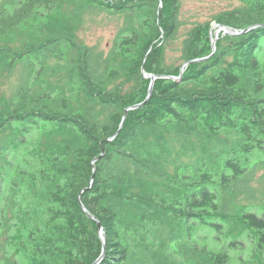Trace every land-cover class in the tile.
I'll list each match as a JSON object with an SVG mask.
<instances>
[{
    "label": "trees",
    "instance_id": "trees-1",
    "mask_svg": "<svg viewBox=\"0 0 264 264\" xmlns=\"http://www.w3.org/2000/svg\"><path fill=\"white\" fill-rule=\"evenodd\" d=\"M183 1L0 0V79L17 76L0 95V264H18L10 245L21 264H93L88 215L98 264H233L242 237L235 262L264 264V208L235 205L264 203V0L182 31ZM95 11L123 20L105 52L76 38ZM212 23L253 28L212 53ZM186 63L126 112L143 73Z\"/></svg>",
    "mask_w": 264,
    "mask_h": 264
},
{
    "label": "rangeland",
    "instance_id": "rangeland-1",
    "mask_svg": "<svg viewBox=\"0 0 264 264\" xmlns=\"http://www.w3.org/2000/svg\"><path fill=\"white\" fill-rule=\"evenodd\" d=\"M237 4L234 1L230 0H184L182 2L180 21L182 22L183 27L193 23L194 21H203L205 19H210L214 15L229 10L230 8L236 6ZM123 27V20L116 16H110L106 13L95 11L90 15H87L84 18L83 23L77 28L76 38L82 44L96 47L98 50L106 51L108 47L111 45L115 36L119 32V30ZM213 27V29H212ZM211 29L213 30L214 36L217 28L215 24L212 23ZM183 31V29H182ZM223 35V34H222ZM181 39V37L179 38ZM179 45L178 41L173 44L171 43L168 48H166L167 52V62L168 64L175 63L176 58H178V53L173 50H178ZM8 76V74H7ZM16 75L8 78L3 75L0 79V95L2 93H8L10 90V86L16 83ZM260 175V173L258 174ZM258 188H264V181L257 184ZM263 200L256 202H237L235 205H243L245 208L254 211H260L264 208ZM196 238L209 247L221 248L224 247L227 243L226 240L215 241V233L212 229L206 226H196ZM244 241L245 249L241 251L237 250H229V254L232 259H234L233 264L236 263V259L240 255H246L248 253V243L245 237H242ZM7 254L10 258L14 259L18 264L22 263V258L19 255L15 254V248L13 245L8 246Z\"/></svg>",
    "mask_w": 264,
    "mask_h": 264
},
{
    "label": "water",
    "instance_id": "water-1",
    "mask_svg": "<svg viewBox=\"0 0 264 264\" xmlns=\"http://www.w3.org/2000/svg\"><path fill=\"white\" fill-rule=\"evenodd\" d=\"M215 27L217 28V30L215 31V37H214V39H212V41H211L212 53L215 51V43H216V41H217V39H218L217 36H218V34H219L220 32H221L223 35H232V36H233V35H239V34H242V33H246V32H248L250 29L253 28V27H252V28L245 29V30H243V31H241V32H237V31H232L231 29H229V28H227V27H225V26H221V25H215ZM212 29H213V27H212ZM205 59H206V58L198 59V60H194V62L203 61V60H205ZM186 65H187V63L184 64V65L181 67V69H180V75H179L178 78H175V77H160V76H152V75L147 76L146 74L143 73V77H144V78H149V79H150V84H149V88H148V92H147V96H146V98H145V101H144L143 103L139 104V105H135V106H133V107H131V108H128V109L126 110V112L129 111V110L136 109V108L142 106L147 100H149V98L151 97V94H152L153 84H154V81H155L156 79H158V78H167V79L170 78V79H173V80H179L180 77H181V75H182V73H183V67L186 66ZM125 117H126V114L124 115L123 120L125 119ZM79 203H80V199H79ZM80 208L85 212V208L83 207V205H82L81 203H80ZM88 216H89V218H90L91 220H93V221L96 223L97 228H98V231H99L100 239H101V241H102V243H103L102 255L98 258V260H97L96 262L93 263V264H98V263L101 261V259H102V257H103V254H104V250H105V239H104V237L102 236V228H101L100 224L98 223V220H97L94 216H91V215H88Z\"/></svg>",
    "mask_w": 264,
    "mask_h": 264
}]
</instances>
